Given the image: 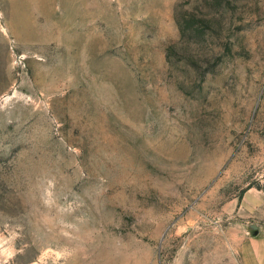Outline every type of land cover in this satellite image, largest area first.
Returning <instances> with one entry per match:
<instances>
[{"label": "rangeland", "instance_id": "374dc122", "mask_svg": "<svg viewBox=\"0 0 264 264\" xmlns=\"http://www.w3.org/2000/svg\"><path fill=\"white\" fill-rule=\"evenodd\" d=\"M263 180L264 0H0V264H264Z\"/></svg>", "mask_w": 264, "mask_h": 264}, {"label": "crops", "instance_id": "0c3cea01", "mask_svg": "<svg viewBox=\"0 0 264 264\" xmlns=\"http://www.w3.org/2000/svg\"><path fill=\"white\" fill-rule=\"evenodd\" d=\"M240 212L241 214H245V216L257 215L264 218V180L261 189L250 188L246 191L240 204ZM263 237H261L260 240H258V238L249 237L248 242L252 245H257L259 243L264 246ZM249 258L255 259L258 257L251 254Z\"/></svg>", "mask_w": 264, "mask_h": 264}]
</instances>
